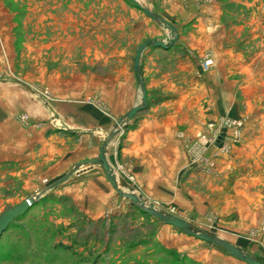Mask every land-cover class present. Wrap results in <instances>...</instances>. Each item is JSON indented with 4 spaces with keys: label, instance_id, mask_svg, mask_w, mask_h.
Here are the masks:
<instances>
[{
    "label": "rangeland",
    "instance_id": "1",
    "mask_svg": "<svg viewBox=\"0 0 264 264\" xmlns=\"http://www.w3.org/2000/svg\"><path fill=\"white\" fill-rule=\"evenodd\" d=\"M139 1L160 9L157 0ZM200 2L215 3L220 50L235 49L244 65L236 66L234 81L217 76L215 103H223L225 114L202 109L199 121L197 113L184 114L177 195L150 200L121 158L133 120L129 129L117 128L106 157L121 189L264 261L257 242L264 210L255 208L264 202V0ZM159 33L129 0H0V214L43 192L1 233L0 264H220L213 251L226 252L222 247L185 233L199 248L181 253L160 244L164 223L126 198L95 218L81 201L85 185L76 173L43 191L75 164L103 171L80 162L98 157L113 126L140 102L142 88L153 103L161 101L152 92L161 83H149L151 77L169 74L164 85L184 95L199 84L182 75V46L148 48L134 72L137 46ZM109 190L118 197L112 185Z\"/></svg>",
    "mask_w": 264,
    "mask_h": 264
},
{
    "label": "crops",
    "instance_id": "2",
    "mask_svg": "<svg viewBox=\"0 0 264 264\" xmlns=\"http://www.w3.org/2000/svg\"><path fill=\"white\" fill-rule=\"evenodd\" d=\"M157 1L160 9L158 11L154 9V12L159 18L172 25L175 31L173 32L164 23L154 21L159 32H162L154 39L169 41L174 36V44L169 45V50L174 46H182L187 52V56L180 59L182 65L186 67L183 69L182 75L197 79L199 84L184 95L185 91L169 90L168 86L164 85L169 74L160 73L156 78L151 77L149 83L156 80L161 83L160 89L152 91L159 94L157 97L161 101L153 103L150 99L152 98L151 94H147L148 90L146 91L147 106L132 119L131 131L127 132L122 140L119 153L121 158L127 159V165L131 169L136 183L143 188L145 194L150 196L152 194L153 197H150V200H161L163 197L167 200L169 197L177 195V174L183 165L184 114L197 113L196 121L199 119L202 109L212 113L218 111L225 114L227 108L223 103L220 106L219 104L216 106L215 103L216 97H218L215 94L217 76L219 74H222V77L226 75L229 80L234 81L233 75L238 76L237 72H239L235 69L236 66L239 68L244 64L240 57L241 53L235 49L220 50L221 44H223V29L216 27L215 3H203L200 0ZM148 48H152L153 51L150 52L159 50V47L147 46L143 52L150 50ZM162 51L164 50L162 49ZM191 55L193 62L189 59ZM207 59L211 60L213 65L205 70L203 62ZM221 67L226 68L222 70ZM223 97H226L225 93ZM127 129L129 127H126ZM37 153H40L39 149H37ZM75 173L78 174L81 184L85 185L84 190L81 191V196H83L81 201L86 204L87 212L95 218H100L106 211L116 210L121 204H124L120 201L119 196L115 198L111 189L109 190L111 184L104 176L103 171L98 172L87 167ZM156 194L161 195L162 198L155 196ZM255 208L264 210V202H257ZM157 236L160 244L181 253L185 252V249L191 248L190 250H192L194 246L198 248L200 246L189 240V236L166 224L159 228ZM257 239L259 240L257 242L264 247V235L258 236ZM259 244L253 246L249 242L248 245L257 249ZM237 247L243 249L241 245H237ZM197 252L201 257L208 254L205 250ZM213 254L215 256L218 254L220 264H245L221 250H214ZM249 254L252 255V252ZM260 261L264 264L263 260Z\"/></svg>",
    "mask_w": 264,
    "mask_h": 264
},
{
    "label": "water",
    "instance_id": "3",
    "mask_svg": "<svg viewBox=\"0 0 264 264\" xmlns=\"http://www.w3.org/2000/svg\"><path fill=\"white\" fill-rule=\"evenodd\" d=\"M134 7L142 11L146 17L150 18L155 22L161 21L165 25H167L173 32L175 31L174 27L170 25L168 22L164 21L163 19L159 18L156 13L151 10L148 6L143 3H140L138 0H129ZM172 41H163L160 39H145L143 40L136 48L134 56H133V70L135 73H140V57L143 50L147 46L152 47H162L167 48ZM18 83L22 84L23 86L30 88L29 85L22 81H18ZM140 85H142V79H140ZM147 106V94L144 88L141 89V96L140 102L133 105L124 115V117L120 118L119 121L113 126V130L110 131L107 135V138L102 143V146L99 148L98 157L97 158H89L84 159L80 162L82 165L88 164H100L103 170V174L108 180V182L112 185L114 190L117 192L119 197L126 198L131 202L133 205L137 206L143 213H147L155 217L156 219L162 221V223L166 225H170L176 229H179L181 232L192 236L196 239L201 241L210 242L217 246L222 247L229 255L235 257L237 260L244 262L245 264H263L259 259L254 257L253 255L245 252L241 248L233 245L229 241L218 237L216 234L207 233L204 231L193 230L190 227V224L174 215L166 214L157 208H155L153 203H147L143 200L140 196L133 193L132 191H125L119 187L117 184V178L113 171V166L109 163L106 157V149L111 141L112 137L114 136L117 128L124 127L126 128L128 122L136 116V114L143 110ZM79 170V164H75L70 171H68L65 175L58 178L51 184L45 187L43 191L49 190L66 180L69 176ZM43 193V192H42ZM35 194L33 196L27 197L25 200L20 202L19 204L5 209L0 214V235L1 233L7 228V226L18 216L24 214L35 202L39 200L41 194Z\"/></svg>",
    "mask_w": 264,
    "mask_h": 264
},
{
    "label": "built area",
    "instance_id": "4",
    "mask_svg": "<svg viewBox=\"0 0 264 264\" xmlns=\"http://www.w3.org/2000/svg\"><path fill=\"white\" fill-rule=\"evenodd\" d=\"M209 64H211V60L207 59L203 62V68H206ZM220 138V137H219Z\"/></svg>",
    "mask_w": 264,
    "mask_h": 264
},
{
    "label": "bare ground",
    "instance_id": "5",
    "mask_svg": "<svg viewBox=\"0 0 264 264\" xmlns=\"http://www.w3.org/2000/svg\"><path fill=\"white\" fill-rule=\"evenodd\" d=\"M139 1V0H138ZM140 2V1H139ZM141 3V2H140Z\"/></svg>",
    "mask_w": 264,
    "mask_h": 264
}]
</instances>
